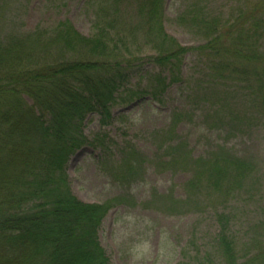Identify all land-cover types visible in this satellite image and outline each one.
I'll return each instance as SVG.
<instances>
[{
    "label": "trees",
    "instance_id": "16d2710c",
    "mask_svg": "<svg viewBox=\"0 0 264 264\" xmlns=\"http://www.w3.org/2000/svg\"><path fill=\"white\" fill-rule=\"evenodd\" d=\"M163 1L140 3L142 12L148 5L142 30H149L145 41L155 51L152 63L160 74L169 73L154 76L148 92L126 89L138 61L125 42L127 33L117 31L119 20L112 10L120 0L99 5L91 37L82 36L69 22L43 36L0 33V264H109L99 232L110 209L127 204L128 198L85 204L70 191L65 170L71 157L89 144L83 133L87 116L97 114L106 126L114 106L130 104L136 97L160 98L168 80L185 83L194 104L209 105L204 119L212 129L219 121L232 130L241 124L232 110L222 117L226 95L219 97L218 92L223 89H242V99L249 103L254 98L253 106L264 114V0H243L227 18L209 16L200 3L191 6L179 21L201 37L202 44L193 49L166 34L159 17ZM53 47L55 54H50ZM188 55L197 60L191 76L183 78ZM194 116L187 115L190 120ZM182 119L176 113L173 124ZM103 142L96 141L100 146ZM187 147H169L161 166L162 171L192 174L185 186L187 198L177 201L171 194L154 193L145 208L170 215L200 213L250 185L255 174L250 159L242 160L222 146L207 158L194 159ZM120 164L123 178L134 180L143 161L135 155ZM216 216L223 227L217 247L226 256L224 263L264 264V222L254 226L256 254L249 257L236 251L228 235V216Z\"/></svg>",
    "mask_w": 264,
    "mask_h": 264
},
{
    "label": "rangeland",
    "instance_id": "374dc122",
    "mask_svg": "<svg viewBox=\"0 0 264 264\" xmlns=\"http://www.w3.org/2000/svg\"><path fill=\"white\" fill-rule=\"evenodd\" d=\"M109 1L115 0H0V33L37 32L43 36L57 29L59 23L69 22L82 36L91 37L95 12L99 5ZM141 1L120 0L117 10H112L119 20L117 31L122 28L127 33L125 42L138 61V68L126 85L127 90L134 92L150 91L154 76L169 74H160L162 70L152 63L155 51L145 41L149 30L146 26L142 30L148 5L142 12ZM197 3L206 8L209 16L227 18L243 0H164L159 11L161 25L169 37L188 49L197 48L202 39L179 20ZM53 50L50 54H55L54 47ZM43 58L46 61L47 54ZM196 60L193 55L185 58L183 78L191 76ZM167 82V90L160 98L136 97L130 104L114 106L106 126L97 114L87 116L83 133L89 144L71 157L65 169L70 191L85 204L128 198L127 204L110 209L99 232L109 264H225L226 256L217 247L223 228L217 212L228 216V235L236 242V251L254 256V226L264 222V114L261 115V108L258 111L253 106L254 98L249 103L242 99V89H223L218 92L219 97L226 95L222 117L226 119L224 114L232 110L240 115L241 124L232 130L226 121H219L212 123L217 125L212 129L204 119L209 105L194 104L188 98L190 91L185 83ZM25 100L31 104L29 98ZM191 112L195 114L192 120L187 117ZM176 113L182 114L183 119L174 125ZM97 139L104 141L103 146L96 143ZM179 143L188 145V153L194 159L207 158L219 146L242 160L250 159L255 166L250 185L233 199L200 213L170 215L145 208L154 193L160 197L171 194L177 201L187 198L185 186L192 174L183 169L161 168L162 162L168 160L167 149ZM135 155L143 164L137 177L129 181L128 176L123 178L120 163ZM243 261L245 258L239 262Z\"/></svg>",
    "mask_w": 264,
    "mask_h": 264
}]
</instances>
